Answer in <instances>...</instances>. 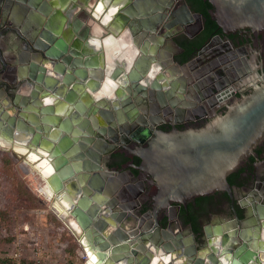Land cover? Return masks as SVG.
Here are the masks:
<instances>
[{
  "label": "water",
  "instance_id": "1",
  "mask_svg": "<svg viewBox=\"0 0 264 264\" xmlns=\"http://www.w3.org/2000/svg\"><path fill=\"white\" fill-rule=\"evenodd\" d=\"M121 1L117 7L120 0H29L35 15L25 23L37 30L30 39L22 36L45 63H8L14 93L0 91L5 96H0V138L11 146L42 149L54 158L55 170L42 184L55 197L68 199L69 218L78 229L68 228L94 264H264L262 214L254 213L259 224L255 228L235 223L204 230L200 249L184 232L175 237L169 233L176 218L169 211L227 188L226 176L264 139V86L235 101L199 131L157 136L158 142L194 145H154L151 162L145 150L130 154L141 161L130 166L137 172L153 169L158 193L150 207L155 216L163 213L167 227L160 228L157 221L143 227L128 224L136 209L125 193L130 185L124 181L110 186L124 172L109 170L102 156L117 148L107 131L116 133L121 123H131L129 111H138L136 103L164 107L167 88L159 82L161 77L151 82L160 69L155 59L160 43L149 36L158 35L170 4L161 1L142 11L136 9L138 0ZM263 1L220 0L223 8L236 10L234 17L242 23L264 17ZM184 7L190 16L189 7ZM93 25L99 33L80 35L79 29ZM135 31L144 39L131 44ZM6 67L0 58V76ZM21 82L26 90L17 88ZM102 117H108L104 124ZM142 126L149 127L146 122ZM81 140L89 144L80 145Z\"/></svg>",
  "mask_w": 264,
  "mask_h": 264
},
{
  "label": "flooded vegetation",
  "instance_id": "2",
  "mask_svg": "<svg viewBox=\"0 0 264 264\" xmlns=\"http://www.w3.org/2000/svg\"><path fill=\"white\" fill-rule=\"evenodd\" d=\"M161 1L170 4L164 11L163 26L158 35L149 37L155 44L160 43L155 59L162 73L153 75L151 82L163 78L167 88L164 107L154 102L136 103L138 111H129L131 123H121L116 133L107 131V138L117 148L103 155L102 163L111 171L124 172L110 186L124 181L130 185L124 189L136 209L128 224L143 227L157 221L160 228H166L163 213L155 216L150 207L158 193L155 173L152 168L143 173L131 168L139 166L141 161L130 154L145 150L151 162L154 145H194L191 141L158 142L157 136L199 131L235 101L264 86V17H254L248 23L237 22L236 10L223 8L220 0H202L207 3L214 24L205 31L202 14L192 10L187 0H138L136 9L148 11ZM28 3L29 0H3L0 6V58L7 62L0 77L3 83L0 91L6 93H14L10 84L14 72L9 62H28L37 67L45 63L22 36L25 34L30 39L37 30L25 23L28 16L35 15ZM184 3L191 11L190 16ZM143 39L136 31L130 34L131 44ZM23 84L18 83L17 88L26 90ZM0 96L5 100L1 92ZM6 96L9 98L10 94ZM107 118L99 121L104 124ZM144 122L149 127H143ZM81 144L89 142L81 140ZM93 144L99 145L95 141ZM124 158L129 160L124 163ZM226 182L227 188L221 186L188 201L186 207L169 211L171 216L176 215L169 233L175 237L179 231L184 232L190 236L192 246L200 249L206 229L211 232L235 223L245 228L259 226L254 213L264 215V139L226 176ZM183 209L188 211L187 216L182 213ZM71 225L78 229L73 220Z\"/></svg>",
  "mask_w": 264,
  "mask_h": 264
},
{
  "label": "rangeland",
  "instance_id": "3",
  "mask_svg": "<svg viewBox=\"0 0 264 264\" xmlns=\"http://www.w3.org/2000/svg\"><path fill=\"white\" fill-rule=\"evenodd\" d=\"M26 158L0 146V261L66 264L74 248L72 219L52 208L41 191L42 173Z\"/></svg>",
  "mask_w": 264,
  "mask_h": 264
},
{
  "label": "bare ground",
  "instance_id": "4",
  "mask_svg": "<svg viewBox=\"0 0 264 264\" xmlns=\"http://www.w3.org/2000/svg\"><path fill=\"white\" fill-rule=\"evenodd\" d=\"M123 1L117 4V7L123 5ZM70 13V12H69ZM79 26V25H78ZM87 31L92 33H99V29L96 26H91L90 29H86L82 27L79 29L80 35H84ZM0 146L6 149L13 150L18 153H23L27 156L25 159L30 164H35L34 168L42 173V179L44 180L48 175H50L55 170L56 161L54 158H50V154L42 149H37L34 147H27L24 145H12L5 141L3 138H0ZM42 193L45 195L46 199H50L52 203V208L59 213L61 217L69 216V209L71 207L68 199L64 195H60L59 197H55L52 189L48 185H44L41 188ZM53 201V202H52ZM77 226V225H76ZM168 259V258H167Z\"/></svg>",
  "mask_w": 264,
  "mask_h": 264
},
{
  "label": "trees",
  "instance_id": "5",
  "mask_svg": "<svg viewBox=\"0 0 264 264\" xmlns=\"http://www.w3.org/2000/svg\"><path fill=\"white\" fill-rule=\"evenodd\" d=\"M187 4L189 5V7L192 9V10H195L199 13L202 14V17L204 19V24H205V31H208L212 28V26H214L213 22L211 21L210 19V16H209V12H208V5L207 3L203 2L202 0H187ZM129 159L128 158H124L122 160V162H127ZM182 213L187 216V213L188 211L183 209L182 210ZM73 250L71 251L72 254L71 256H67L66 255V264H75V259L77 258V254H78V251H79V246L78 244L76 243V241L74 240L73 241ZM0 264H22V262H15V261H9V260H6V259H3L2 261H0Z\"/></svg>",
  "mask_w": 264,
  "mask_h": 264
},
{
  "label": "built area",
  "instance_id": "6",
  "mask_svg": "<svg viewBox=\"0 0 264 264\" xmlns=\"http://www.w3.org/2000/svg\"><path fill=\"white\" fill-rule=\"evenodd\" d=\"M72 235L74 237V240L76 241V243L79 246V251L77 254V258L75 259V264H94L91 260L90 252L87 251V249L82 247L80 238L78 236L74 235L73 233H72ZM61 264H65V263H61Z\"/></svg>",
  "mask_w": 264,
  "mask_h": 264
},
{
  "label": "crops",
  "instance_id": "7",
  "mask_svg": "<svg viewBox=\"0 0 264 264\" xmlns=\"http://www.w3.org/2000/svg\"><path fill=\"white\" fill-rule=\"evenodd\" d=\"M117 15H121L120 13L118 14V12H117ZM122 16V15H121ZM110 20H112V18L110 19ZM157 71H158V69H157ZM159 73H162V70H161V68L159 69V71L157 72V74H159ZM1 77V76H0ZM159 82H161V84L164 86L165 84H163V83H165V82H163V78H161V80L159 81ZM0 83H2V79L0 78Z\"/></svg>",
  "mask_w": 264,
  "mask_h": 264
}]
</instances>
